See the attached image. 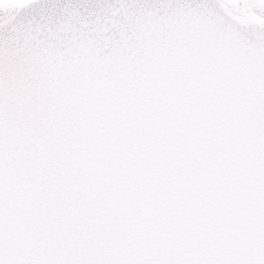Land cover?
I'll list each match as a JSON object with an SVG mask.
<instances>
[{
  "label": "snow or ice",
  "instance_id": "obj_1",
  "mask_svg": "<svg viewBox=\"0 0 264 264\" xmlns=\"http://www.w3.org/2000/svg\"><path fill=\"white\" fill-rule=\"evenodd\" d=\"M0 264H264V0H0Z\"/></svg>",
  "mask_w": 264,
  "mask_h": 264
}]
</instances>
